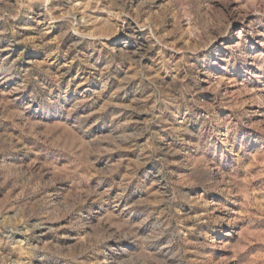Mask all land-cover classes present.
I'll list each match as a JSON object with an SVG mask.
<instances>
[{"label": "rangeland", "instance_id": "obj_1", "mask_svg": "<svg viewBox=\"0 0 264 264\" xmlns=\"http://www.w3.org/2000/svg\"><path fill=\"white\" fill-rule=\"evenodd\" d=\"M262 21L0 0V264H264Z\"/></svg>", "mask_w": 264, "mask_h": 264}, {"label": "clouds", "instance_id": "obj_2", "mask_svg": "<svg viewBox=\"0 0 264 264\" xmlns=\"http://www.w3.org/2000/svg\"><path fill=\"white\" fill-rule=\"evenodd\" d=\"M8 13H5V15H7ZM227 19V18H225ZM264 22V21H262ZM200 59H203V60H206L207 59V56L203 57V58H199L198 57V60ZM51 102V101H50ZM225 143H227V141L225 140ZM195 147L199 148L201 147V145L199 144V142L196 143ZM126 238L125 236H120V235H117V233H112L110 236L107 237V239H116L117 242H119L120 240Z\"/></svg>", "mask_w": 264, "mask_h": 264}]
</instances>
